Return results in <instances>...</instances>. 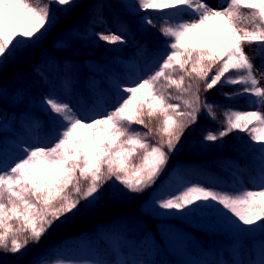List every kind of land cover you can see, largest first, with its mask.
I'll return each mask as SVG.
<instances>
[{
  "label": "snow or ice",
  "instance_id": "obj_1",
  "mask_svg": "<svg viewBox=\"0 0 264 264\" xmlns=\"http://www.w3.org/2000/svg\"><path fill=\"white\" fill-rule=\"evenodd\" d=\"M80 6L81 0H0V69L26 43L39 41ZM122 6L139 16L144 30L157 27L149 10L158 13L159 32L165 38L158 68L146 78L137 77L130 86L117 85V102L111 111L78 113L55 92L44 98L50 131L43 138L34 136L30 145L20 144L19 158L10 166H0V264H113L100 258L37 261L26 257L30 246L39 245L46 235L70 227L81 213L98 210L106 195L102 189L113 177L123 185L112 193L113 198L123 196L124 190L143 193L156 184L170 155L183 147L185 130L197 123L201 109L206 117L215 119V105L201 100V82L204 92L217 84L244 85L224 95L228 99L248 95L249 104L257 110L225 111L226 127L218 133L208 131L203 139L214 142L233 130L247 131L259 145L258 182L253 181L254 190L234 191L185 182L176 191L159 197L154 193L151 207L176 210L185 217L201 214L207 218L215 212L240 235L260 233L258 260L218 264H264V65L257 68L243 48L245 43L255 44L256 55L264 59V0H226L217 9L206 0H125ZM189 12L191 18L184 19ZM97 19L103 22L102 16L93 17V21ZM242 22L247 26L241 27ZM125 30L131 33L127 21L122 32ZM96 35L113 44L126 42L123 34ZM58 46L65 47L66 42L58 41ZM256 71L261 72V79ZM172 88L175 94L168 92ZM153 120L158 121L156 129L149 127ZM133 125L148 131L141 133ZM39 127L38 122L33 125ZM153 132L160 137L155 143L149 141ZM137 156L140 162L134 164Z\"/></svg>",
  "mask_w": 264,
  "mask_h": 264
},
{
  "label": "trees",
  "instance_id": "obj_2",
  "mask_svg": "<svg viewBox=\"0 0 264 264\" xmlns=\"http://www.w3.org/2000/svg\"><path fill=\"white\" fill-rule=\"evenodd\" d=\"M124 2L125 0H81V6L70 16L62 19L39 41L26 43L18 51L17 56L0 69V166L5 163L10 166L19 158L20 144L30 145L34 142V136L43 138L50 131V114L42 101L53 92L69 104L71 97L75 98V103L70 106L78 113L89 114L104 109L111 111L117 102V85L130 86L131 81L139 77L140 72L143 71L147 77L157 70L161 53L165 51V38L159 32L158 13L149 10L157 27H148L144 30L139 26V16H134L125 9L122 6ZM97 3L102 4L103 8L90 7ZM94 16H102L103 22L98 19L93 21ZM183 18L186 19L185 14ZM125 21L131 26V33L126 30L122 32ZM73 29L74 31H70ZM110 32L123 34L126 42L113 44L101 40L96 35L98 33L107 35ZM61 40L66 42L65 47L58 46V41ZM51 56L60 62L69 58L73 61L83 60L91 65L90 69L86 68L90 70V74H82L70 81L69 68L62 65L58 72L53 74L52 67L47 62ZM256 58L257 62L253 63L257 68H261L264 59L257 55ZM140 60L144 65L155 60L156 67L154 70L143 69V65L140 67ZM92 62H95L94 65ZM98 81L106 88L104 93L106 97L102 99V104L97 103L103 95ZM243 87L244 85L240 84L224 86L217 84L213 89L204 92L201 82V100L206 99L215 105V119L206 117L203 108L201 109L197 123L185 130L181 140L183 147L170 155L165 175L174 172L188 180L201 178L205 183H210L214 176L218 180V185L213 187L214 189L254 190L253 181L258 182L260 172V153L259 145L256 141H251L248 132L233 130L214 142L203 139L208 131L218 133L226 127L225 111L257 110L255 106L249 104L248 95L235 96L233 99H228L224 95L232 94ZM1 90L5 95H1ZM168 92L175 94V89H168ZM36 121H42L39 128H33ZM253 126L249 125V128ZM149 127L158 128V121L153 120ZM133 128L140 130L141 133L148 131L142 125H133ZM159 140L156 132L149 137V141L153 143ZM139 162V156L134 158V164ZM220 183L223 187H220ZM118 189H123V185L115 181L114 177L108 180L102 189L106 195L98 210L81 213L70 227L51 232L39 245L30 246L31 251L26 260L53 261L68 238L83 236L90 240L98 238V247L110 253L114 262L125 261L130 257L129 253L110 251L107 244L99 238L97 226L100 223L105 230L120 233L126 244L138 247L136 250L145 254L147 251L143 249L142 242L150 233H154L160 246L154 264H193L194 261L201 259H212L214 264H218L219 261H233L245 256L235 254L232 250L238 245L237 241L244 245L250 260L256 261L260 258L262 237L258 232L239 236L235 231L193 229L179 219L172 221L193 230V247L189 252L171 250L160 238L158 221L141 210L143 201L149 196V190L143 193H129L124 190L123 196L113 198L112 193Z\"/></svg>",
  "mask_w": 264,
  "mask_h": 264
},
{
  "label": "rangeland",
  "instance_id": "obj_3",
  "mask_svg": "<svg viewBox=\"0 0 264 264\" xmlns=\"http://www.w3.org/2000/svg\"><path fill=\"white\" fill-rule=\"evenodd\" d=\"M206 2L214 9H217L222 3H225L222 0H206ZM247 13V10L244 11V14ZM185 18L190 19L191 13H185ZM247 26L246 22L241 23V27ZM250 27V26H249ZM68 37V36H67ZM245 53L249 56L250 59H252V62H257L256 58V45L255 44H248L245 43L243 45ZM79 50V48H77ZM147 54V52H145ZM48 64L52 67V73L56 74L60 66L66 68V66L69 68L68 70V76L69 80L73 81L77 78H79L82 74H90V70H87L86 68L91 67L89 63L83 61V60H75L68 59L64 62H60L56 57L51 56L48 57ZM93 65L95 62H92ZM97 65V64H95ZM92 71V68H91ZM256 76L261 79V75L259 71L255 72ZM140 78H145L142 74ZM99 89L103 92V95L101 99H104L106 95L104 93L106 92V88L103 87L101 82L98 81ZM261 86H264V79H261ZM5 95L3 90H1V95ZM75 98L71 97L70 104H74ZM12 120V119H9ZM39 123L40 126L42 124V121H36L35 123ZM166 173V167L164 171L162 172L161 176L157 179L156 184H154L151 188H149V196L147 199H145L141 205V210L144 214L150 215L151 217L155 218L157 223L158 231L160 232V238L164 242V244L171 250L176 251H183V252H189L192 249V239L194 236V232L192 229L184 228L182 225L177 224L176 222L172 221L175 219L183 220L185 223L190 226V228L193 229H204V230H222V231H235L233 229H230L227 227V225L218 218V214L215 212H211L208 214L207 218H204L201 216V214H196L192 217H185L183 215L176 214V210H164V209H157L154 210L151 207V201L153 194L155 193L156 196H160L165 193L173 192L178 190L179 186L182 183L190 182V183H196L204 186L209 187H216L218 185V180L216 177L212 176L210 183H205L201 178H196L193 180H188L179 177L176 173ZM220 187L222 186V183H220ZM221 189V188H220ZM171 212V215H157L156 212ZM219 221V222H218ZM97 231L99 234V238L102 239L108 247V250L113 251L117 250L122 253H129L130 257H128L125 261H131V260H137L141 262H151V264H154L155 256L160 250L159 243L156 241V237L154 233H150L142 242L143 249L147 251L145 254L144 252H139L136 249L138 247H133L131 244H126L123 236L118 232H109L105 230L101 223L97 226ZM240 236V234H238ZM238 245L233 247L232 250L235 254H243L242 259L245 261L250 260L247 254V250L244 247V245L241 244L240 241H237ZM99 239L90 240L83 238V236H76V237H70L66 240L65 244L62 245L61 250L57 253L58 258H65L70 260H89L93 258H100L105 259L108 261H112L113 264H116L114 262L112 255L105 251L104 248H99ZM228 247H231L230 245H227ZM197 261H206L210 262V264H214V261L212 259H201ZM194 261L193 264H195Z\"/></svg>",
  "mask_w": 264,
  "mask_h": 264
}]
</instances>
